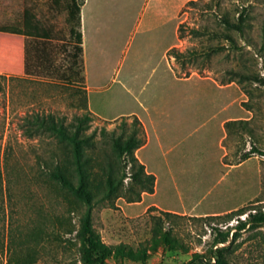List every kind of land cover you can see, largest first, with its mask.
Instances as JSON below:
<instances>
[{
	"label": "rangeland",
	"instance_id": "rangeland-1",
	"mask_svg": "<svg viewBox=\"0 0 264 264\" xmlns=\"http://www.w3.org/2000/svg\"><path fill=\"white\" fill-rule=\"evenodd\" d=\"M66 1L25 0L49 41L43 55L32 50L25 69H4L0 61V264H97L83 261L75 230L69 232L77 228L80 204L48 175L62 149L33 122L52 114L67 123L86 111L98 144L88 179L95 193L105 180L102 128L119 132V117L131 123L132 114L151 115L160 137L151 131L148 147L135 151L158 175L154 198L142 192L128 202L140 187L126 177L92 209L106 264H264V224L232 236L238 220L264 212V84L256 80L264 78V0H199L196 7L188 2L198 0H185L170 8L166 24L150 20L147 0H89L83 73L89 91L72 74ZM16 4L0 0V27L21 21L23 6ZM241 10L244 34L229 31L241 48L233 50L219 15L235 20ZM213 45L224 49L205 58ZM167 46L185 56L167 61ZM231 71L238 73L232 81ZM225 117L242 122L227 129L224 150ZM194 203L198 209L180 211ZM228 229L227 241L216 243Z\"/></svg>",
	"mask_w": 264,
	"mask_h": 264
},
{
	"label": "trees",
	"instance_id": "trees-1",
	"mask_svg": "<svg viewBox=\"0 0 264 264\" xmlns=\"http://www.w3.org/2000/svg\"><path fill=\"white\" fill-rule=\"evenodd\" d=\"M81 3L82 0H67L64 8L67 12V20L72 26L70 30L71 38L73 39L70 55L71 65L77 67L72 74L78 75V81L84 83L82 33L80 28ZM198 3L199 0L188 2V4L195 7ZM219 23L227 30L223 35L225 39L230 41V48L240 50L241 48L229 31L243 36L245 24L243 11L238 12L235 20L230 19L228 13L220 14ZM190 32L194 36L202 35V32L196 28H192ZM177 34L179 39L184 37L182 24L178 26ZM0 37L6 40L4 45L0 43V61L7 63L2 68L11 70L25 69L27 66L26 60L32 54V50L34 53L35 51L37 52V56L44 53L42 47L50 38L48 32L42 28L40 19L26 8L23 10L21 21L0 27ZM10 43L12 46L9 48L8 45ZM223 49L222 45L209 46L204 57L209 58L211 54ZM190 54L195 57L198 56L197 52H191ZM169 56L174 57L179 62L180 56L185 55L184 53H179L175 48H170L166 52L167 61ZM188 60H191V58L189 57ZM237 74L235 71H231L232 76L229 80H234ZM256 80L264 84V78ZM92 116L89 111H86L82 116H74L66 123L64 118L48 114L37 116L33 122L37 124L39 134L50 136L55 140L57 146L62 149L59 159L49 169L48 175L59 190L70 195L80 204L77 228L69 229V232L75 230V237L78 239L83 261L106 264L103 258L100 257V251L104 248V245L92 225L93 207L114 195L123 186V180L126 177L130 179V185H138L140 187L136 197H127L128 202H136L142 192L149 194L153 192L155 177L153 174L146 172L144 165L135 155V151L146 142V132L143 125L134 115L131 117V123L127 122L128 117L121 116L119 117L121 121L118 125L119 132H116L115 129L108 132L104 128L99 132L101 142L108 146V150L103 151L105 163L100 167L105 180L104 188L99 193L92 191L88 187V179L91 175L89 166L94 160L92 154H95L98 148L96 133L93 131L88 132ZM235 122H242V120L227 121L225 130L227 131L229 126ZM256 151V149L247 151L241 155V161H245ZM126 168H129L128 173H126ZM262 224H264V212L249 213L247 218L237 221L233 228L235 231L232 236H238L239 232L247 226L255 228ZM229 234L230 229L220 233L221 238L217 239L216 243L227 241ZM217 264L232 263L217 259Z\"/></svg>",
	"mask_w": 264,
	"mask_h": 264
},
{
	"label": "crops",
	"instance_id": "crops-1",
	"mask_svg": "<svg viewBox=\"0 0 264 264\" xmlns=\"http://www.w3.org/2000/svg\"><path fill=\"white\" fill-rule=\"evenodd\" d=\"M17 1L16 5H22V13L24 10V2L25 0H15ZM185 1V0H147V4L150 7V20H154L155 22L161 21L162 24H166L169 22V10L170 8H175V7H180V2ZM89 0H82L81 6H80V24H81V33H82V47H83V56H84V71L83 73H85V62H86V55H85V39H86V35H85V29H86V19H87V6H88ZM6 6H9L8 4H6ZM22 15V14H21ZM167 49V50H166ZM166 52L168 51V46L166 47ZM166 52H165V56H166ZM84 85H85V89L87 91L90 90V87L87 85V75H84ZM134 116H136L138 118V120L141 122V124L144 127V130L146 132V142L143 146H141L139 149H137L136 151L141 152L148 147V145L150 144V140H151V131L156 135V139L158 141H160V137L158 136V131L156 129V127L154 126V122L152 120V116L151 115H140V114H132ZM131 115V116H132ZM229 121L226 117L222 118L220 120V128L222 131V136L220 138V147L224 149V146L222 145V142L224 140V138L226 137V130H225V123ZM225 150V149H224ZM168 152H164V155H167ZM226 155V152L224 154L221 155V162L224 159ZM224 156V157H223ZM138 157V156H137ZM139 159V157H138ZM140 162L144 165L145 170L147 173H151L154 175L155 177V181H154V188H153V192L150 194L153 198L156 195V193L158 192V185H159V178L158 175L151 171V169L148 167V165L145 163V161L143 160L142 156L139 159ZM223 163V162H222ZM224 164V163H223ZM170 177L172 179V184L177 187L178 183L176 182V179L174 178L173 173L170 171ZM179 194L181 195L180 191ZM183 201V200H182ZM156 206L163 208V209H168L171 211H174L175 209L178 208H166V207H162L160 206L158 203H154ZM184 204V203H183ZM196 204V205H195ZM195 205V206H194ZM198 204L194 203L192 204L189 208H187L185 205H183L180 208V211L182 212H187L189 210H195L198 209ZM213 213V212H212ZM211 211H207L205 214H212Z\"/></svg>",
	"mask_w": 264,
	"mask_h": 264
}]
</instances>
